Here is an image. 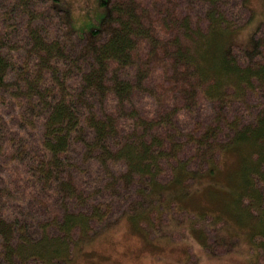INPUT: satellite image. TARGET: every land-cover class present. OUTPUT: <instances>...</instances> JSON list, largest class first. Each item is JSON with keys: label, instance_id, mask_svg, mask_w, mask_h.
Instances as JSON below:
<instances>
[{"label": "trees", "instance_id": "obj_1", "mask_svg": "<svg viewBox=\"0 0 264 264\" xmlns=\"http://www.w3.org/2000/svg\"><path fill=\"white\" fill-rule=\"evenodd\" d=\"M0 0V264H72L121 221L264 264V19L249 0Z\"/></svg>", "mask_w": 264, "mask_h": 264}, {"label": "rangeland", "instance_id": "obj_2", "mask_svg": "<svg viewBox=\"0 0 264 264\" xmlns=\"http://www.w3.org/2000/svg\"><path fill=\"white\" fill-rule=\"evenodd\" d=\"M70 11L72 26L79 33L102 28L109 0H63ZM252 21L237 33L240 41L248 40L255 24L264 19V0H249ZM147 237L132 222L121 221L90 246L89 256L72 264H247L244 256L212 257L194 241H165Z\"/></svg>", "mask_w": 264, "mask_h": 264}]
</instances>
